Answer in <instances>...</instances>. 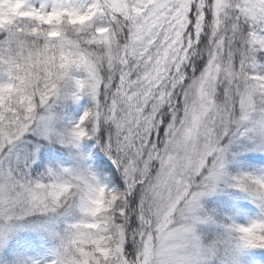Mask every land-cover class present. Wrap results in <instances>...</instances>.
<instances>
[{
	"label": "snow or ice",
	"instance_id": "snow-or-ice-1",
	"mask_svg": "<svg viewBox=\"0 0 264 264\" xmlns=\"http://www.w3.org/2000/svg\"><path fill=\"white\" fill-rule=\"evenodd\" d=\"M0 264H264V0H0Z\"/></svg>",
	"mask_w": 264,
	"mask_h": 264
},
{
	"label": "rangeland",
	"instance_id": "rangeland-1",
	"mask_svg": "<svg viewBox=\"0 0 264 264\" xmlns=\"http://www.w3.org/2000/svg\"><path fill=\"white\" fill-rule=\"evenodd\" d=\"M218 198H220L219 200H216L215 197H212V198H206L204 201H203V204H204V207L206 209H212V208H216L217 207V201H220V200H223L226 198V196L224 194H220L218 196H216ZM213 204V205H211ZM239 217V216H237Z\"/></svg>",
	"mask_w": 264,
	"mask_h": 264
},
{
	"label": "trees",
	"instance_id": "trees-1",
	"mask_svg": "<svg viewBox=\"0 0 264 264\" xmlns=\"http://www.w3.org/2000/svg\"><path fill=\"white\" fill-rule=\"evenodd\" d=\"M215 198H216V200L220 199L218 197H215ZM242 203L248 204L250 207L254 208V205H251L249 201H243ZM211 205H213V204H211ZM252 215H253V213H245L243 215H238L239 217H236V220L239 223H245Z\"/></svg>",
	"mask_w": 264,
	"mask_h": 264
}]
</instances>
